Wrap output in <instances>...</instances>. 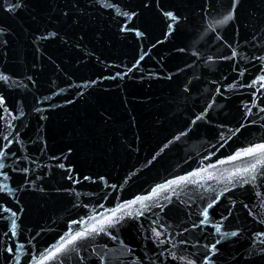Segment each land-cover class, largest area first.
<instances>
[{
	"label": "water",
	"instance_id": "95a60500",
	"mask_svg": "<svg viewBox=\"0 0 264 264\" xmlns=\"http://www.w3.org/2000/svg\"><path fill=\"white\" fill-rule=\"evenodd\" d=\"M0 77V264H264V0H0Z\"/></svg>",
	"mask_w": 264,
	"mask_h": 264
},
{
	"label": "snow or ice",
	"instance_id": "6c2138e0",
	"mask_svg": "<svg viewBox=\"0 0 264 264\" xmlns=\"http://www.w3.org/2000/svg\"><path fill=\"white\" fill-rule=\"evenodd\" d=\"M234 2H238V0H234ZM9 10H11V9H9ZM168 15L173 21L176 20V17H174L171 13H169ZM227 19L231 20V19H233V16L230 14V15L227 16ZM0 78L7 79V77H0ZM261 79L264 80V77H262ZM2 103H3V97H0V104H2ZM261 110L264 111V109H261ZM262 153H264V143L257 144V145H254L252 147L243 149L242 151L237 152L235 155L230 157L228 161H223L222 160V161H220V163L221 164L228 163V162H231V161L242 159L244 157H255V156H259ZM2 155H3V153L0 152V157H2ZM260 166H264V158H258L254 162H251L250 164H248L246 167H244L242 169L241 168H236L235 170H233L230 173L228 179H229V181H231L232 177H238V178L243 179V177L246 174L255 173L257 168L260 167ZM3 167H4V165L2 163H0V169H2ZM211 167H216V165H211ZM199 174H200L199 172H194V173L191 174V176H198ZM189 179H190V177L185 176V177H180L179 179H176V180H171L168 183L160 185L156 189H154L152 195L153 196L157 195L161 190H165L166 191V190H168V188L170 186L178 185L181 182H187ZM252 179H255L254 175L252 176ZM5 187H6V185H5ZM150 199H152V196L139 197V198H137V200L132 201L131 204H136V203H141L142 204L143 201L150 200ZM131 204L130 205H121V206H119V207H117L115 209L108 210L111 213V215L101 214L102 217H103L102 219L96 217L95 215L92 216L91 219L97 221V223L93 224L90 228H84L83 230L76 231L74 234L70 230L69 234H68V237H70V238H68V237L62 238L60 243L57 246H55L54 249H49L46 254L41 256V258L39 260V264H45L46 260H51L53 257H55L57 255V253L63 251L65 248L68 247V245L73 244L75 241H77V240H79L81 238H87L90 233H97L99 231H103L104 225L106 223L107 224H111L112 220L117 217V214L119 212L123 211L125 208L130 207ZM212 206H213L212 204H209L208 208H211ZM5 211H8V210L5 209ZM11 214H12L13 217L16 215L15 212H13ZM203 216L207 220V218H208L207 209H205V211L203 212ZM73 223H81V222L80 221H75ZM83 223H87V221H84ZM16 229H17V224H16L15 220H13L12 223H11L10 230L12 231V234L14 236L16 235ZM220 231H221V228L219 226H216V232L219 233ZM155 235L159 236L160 233L159 232H155ZM231 235L232 236H236L237 233L236 232H232ZM217 243H219V241H217ZM22 248H23L22 245L18 246L17 251L18 252L21 251ZM8 251L11 252L12 249L9 248ZM211 251H215V245H212Z\"/></svg>",
	"mask_w": 264,
	"mask_h": 264
},
{
	"label": "clouds",
	"instance_id": "9594fccd",
	"mask_svg": "<svg viewBox=\"0 0 264 264\" xmlns=\"http://www.w3.org/2000/svg\"><path fill=\"white\" fill-rule=\"evenodd\" d=\"M229 20L227 19V16L220 20V26H226Z\"/></svg>",
	"mask_w": 264,
	"mask_h": 264
}]
</instances>
